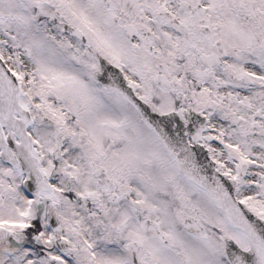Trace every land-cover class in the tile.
<instances>
[{"label": "snow or ice", "instance_id": "1", "mask_svg": "<svg viewBox=\"0 0 264 264\" xmlns=\"http://www.w3.org/2000/svg\"><path fill=\"white\" fill-rule=\"evenodd\" d=\"M0 264H264V0H0Z\"/></svg>", "mask_w": 264, "mask_h": 264}]
</instances>
